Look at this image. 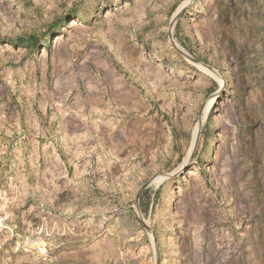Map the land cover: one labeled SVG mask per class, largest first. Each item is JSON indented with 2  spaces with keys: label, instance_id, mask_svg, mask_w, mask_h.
<instances>
[{
  "label": "rangeland",
  "instance_id": "rangeland-1",
  "mask_svg": "<svg viewBox=\"0 0 264 264\" xmlns=\"http://www.w3.org/2000/svg\"><path fill=\"white\" fill-rule=\"evenodd\" d=\"M0 264H264V0H0Z\"/></svg>",
  "mask_w": 264,
  "mask_h": 264
},
{
  "label": "bare ground",
  "instance_id": "bare-ground-1",
  "mask_svg": "<svg viewBox=\"0 0 264 264\" xmlns=\"http://www.w3.org/2000/svg\"><path fill=\"white\" fill-rule=\"evenodd\" d=\"M179 9V8H178ZM179 48V47H178ZM183 54H184V52L185 51H183V50H180ZM205 67V66H204ZM209 70V69H208ZM213 72V71H212ZM214 73V72H213ZM217 76V75H216ZM212 101V100H211ZM211 104V103H210ZM200 123V122H199ZM198 125V124H197ZM196 128V127H195ZM199 129V128H198ZM197 130V129H196Z\"/></svg>",
  "mask_w": 264,
  "mask_h": 264
}]
</instances>
